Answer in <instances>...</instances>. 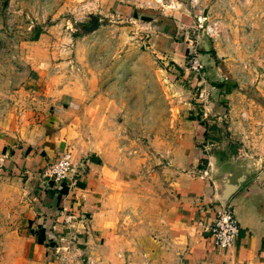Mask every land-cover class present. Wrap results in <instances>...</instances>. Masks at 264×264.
Listing matches in <instances>:
<instances>
[{
  "label": "rangeland",
  "instance_id": "obj_1",
  "mask_svg": "<svg viewBox=\"0 0 264 264\" xmlns=\"http://www.w3.org/2000/svg\"><path fill=\"white\" fill-rule=\"evenodd\" d=\"M180 1L171 14L164 0H0V154L48 112L77 173L84 149L111 171L114 234L92 253L71 239L62 264H144L143 221L161 233L187 145L200 159L264 165V0ZM89 13L97 27L85 32ZM4 171L0 181H14ZM10 208L1 202L0 223ZM2 235L0 264H16Z\"/></svg>",
  "mask_w": 264,
  "mask_h": 264
},
{
  "label": "crops",
  "instance_id": "obj_2",
  "mask_svg": "<svg viewBox=\"0 0 264 264\" xmlns=\"http://www.w3.org/2000/svg\"><path fill=\"white\" fill-rule=\"evenodd\" d=\"M164 2V12L169 10L172 14L182 9L180 0ZM51 118L48 112L41 114L31 128L17 137L19 142L1 149L0 162L5 168L2 173L14 179L0 181V204L5 202L12 207L4 213L10 221L4 216L0 223L2 249L15 255L16 264H62L57 255L75 251L71 239L77 240L83 252L92 253L88 244H103L114 234L116 220L109 216V202L112 207L114 194L110 200L111 171L100 155L87 154L84 149L86 156L72 180L57 184L42 176L47 164L64 151L66 142L65 129L58 130ZM184 149L185 153L172 163L175 197L168 213H162L159 219L161 233L154 234L143 221V236L149 246L144 264H264L262 157L257 158L258 172L228 200L237 223L236 239L228 248L216 249L204 229L212 221L217 204L211 199L213 183L209 179L217 170V160L207 157L206 165L200 169L197 165L201 155L193 144ZM70 159L73 164L78 161L76 155ZM25 181L29 182V189L25 188ZM8 237L12 240L8 241Z\"/></svg>",
  "mask_w": 264,
  "mask_h": 264
},
{
  "label": "built area",
  "instance_id": "obj_3",
  "mask_svg": "<svg viewBox=\"0 0 264 264\" xmlns=\"http://www.w3.org/2000/svg\"><path fill=\"white\" fill-rule=\"evenodd\" d=\"M191 60L192 70L198 72L201 66L195 55L191 57ZM77 174V166L72 163L69 154L63 152L45 167L42 176L52 183L60 184L66 180H71ZM204 230L209 234L211 244L216 249H226L234 243L238 229L236 219L228 205L224 208L218 204L215 205L212 221L206 225Z\"/></svg>",
  "mask_w": 264,
  "mask_h": 264
},
{
  "label": "water",
  "instance_id": "obj_4",
  "mask_svg": "<svg viewBox=\"0 0 264 264\" xmlns=\"http://www.w3.org/2000/svg\"><path fill=\"white\" fill-rule=\"evenodd\" d=\"M87 17V25H81V29L90 32L97 27V17L91 13L87 14ZM201 48L203 51L209 50L205 41H201ZM216 168L217 170L209 176L213 183L211 199L224 208L229 198L258 172L260 164L247 156L229 155L225 159L216 161ZM25 187L29 189L28 181Z\"/></svg>",
  "mask_w": 264,
  "mask_h": 264
},
{
  "label": "trees",
  "instance_id": "obj_5",
  "mask_svg": "<svg viewBox=\"0 0 264 264\" xmlns=\"http://www.w3.org/2000/svg\"><path fill=\"white\" fill-rule=\"evenodd\" d=\"M34 29H35V34H34V36H36V32H39V28L38 27H34ZM201 52L203 53V54H210V55H212L213 54V52L209 49L208 51H203L202 49H201ZM214 85H215V87H221V85H222V82L221 81H219V80H217V82H215L214 83ZM206 164V159H200V163H199V165H198V167L200 168V169H202L203 167H204V165Z\"/></svg>",
  "mask_w": 264,
  "mask_h": 264
}]
</instances>
